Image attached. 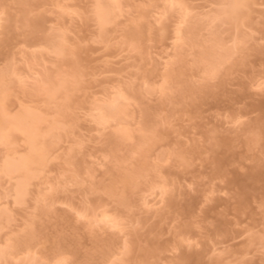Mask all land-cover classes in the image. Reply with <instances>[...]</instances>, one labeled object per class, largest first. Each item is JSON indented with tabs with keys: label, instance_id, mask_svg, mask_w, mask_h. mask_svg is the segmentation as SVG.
<instances>
[{
	"label": "rangeland",
	"instance_id": "obj_1",
	"mask_svg": "<svg viewBox=\"0 0 264 264\" xmlns=\"http://www.w3.org/2000/svg\"><path fill=\"white\" fill-rule=\"evenodd\" d=\"M179 1L0 0V264H264V0Z\"/></svg>",
	"mask_w": 264,
	"mask_h": 264
},
{
	"label": "bare ground",
	"instance_id": "obj_2",
	"mask_svg": "<svg viewBox=\"0 0 264 264\" xmlns=\"http://www.w3.org/2000/svg\"><path fill=\"white\" fill-rule=\"evenodd\" d=\"M250 1L251 0H228V4H227L228 10L227 9H225L227 11L222 10V11H224V14L222 11H221L222 12L221 14H223L225 17H232L233 19L238 18L241 15L239 12L240 11L239 7L241 8V6L247 5ZM114 2H115V0H114ZM97 3H98L97 5L95 4L96 5L95 9H93V10H95L94 11L95 20L97 19V21H99L102 25L103 24L105 25L106 23H108L112 19L111 13L114 10V6L110 5V4H106V3L104 4V2L102 3L99 1ZM167 3H168V10L169 11H173L175 9H178L177 11H180V13H183L182 15H184V16L187 15V11H188L187 7H185V5L182 4L179 0H167ZM117 4H118V2L115 5L116 7H117ZM118 8H119V6H118ZM221 14H219V15L221 16ZM219 15H218V17H220ZM187 31L188 30H186V32ZM176 33L179 36L181 34H183L179 29L177 30ZM54 47H56V49L59 51H63L66 49L63 45H58V46H54ZM207 51H206V53H207ZM208 53L210 55L211 52L208 51ZM206 55L207 54H205V56ZM66 87H67L66 81H62V82H58L57 84H53L52 86H50L48 91L53 96L56 93V91H58L59 89H65ZM1 93H2V89L0 87V94ZM2 107H3V101H2V98L0 95V108L2 109ZM123 108L121 109V106L118 107L117 102L116 103L113 102L110 106L102 109L100 112V115L98 114L99 117H96V119L98 118L97 121H99L100 124H103L110 118L123 116L122 113L123 114H124V112L126 113V111L124 110L125 108L124 109ZM28 111L29 110L25 111L24 113L20 112L21 114L18 113L19 115L15 119H14V117L12 118V119H14L12 122L10 120H9L10 121L9 123L5 122V121L0 122V141H4V143H6V141L9 140L11 133H9L10 130L7 131V129L9 127L10 128L13 127L14 130H19L26 136V139H27L26 142H28V145H29V151H27V155H25V157L19 158L18 160H15V159L8 160V158L6 159L8 161L4 162L5 164L4 163L2 164L3 165L2 168H3L4 172L15 173V172H18L22 169H25V171H27L26 168L29 167L28 166L29 164L41 165L46 160L45 159L46 147L45 148L41 147L42 145L39 143V140H38V136H39V132H40L39 131L40 129L37 127L38 119L31 112H28ZM6 121H8V120H6ZM122 135H124V134H122ZM25 171H23V172H25ZM24 174L26 175V173H24ZM28 177H26V178H28ZM23 179H24V177H23ZM25 187H26V180L24 182L21 181L20 184H17V185L15 184V186L13 187V190L15 188L14 197L16 198L18 196H22V195L24 196V194L26 193ZM109 188H111V187H109Z\"/></svg>",
	"mask_w": 264,
	"mask_h": 264
}]
</instances>
